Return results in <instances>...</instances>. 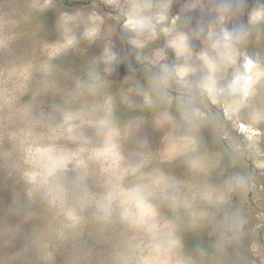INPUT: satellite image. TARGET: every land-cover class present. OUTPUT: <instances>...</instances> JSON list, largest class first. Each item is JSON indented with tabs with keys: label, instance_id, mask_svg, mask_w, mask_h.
I'll return each mask as SVG.
<instances>
[{
	"label": "clouds",
	"instance_id": "clouds-1",
	"mask_svg": "<svg viewBox=\"0 0 264 264\" xmlns=\"http://www.w3.org/2000/svg\"><path fill=\"white\" fill-rule=\"evenodd\" d=\"M171 3L167 0L161 8L170 9ZM185 7L196 10V5ZM245 9L246 0H219L208 9L215 13L210 23L198 22L176 39L169 36L164 11L137 23L125 17L122 44L128 51L123 59H134L142 69V81L135 75L123 81H132L121 93V103L134 113L127 120L119 118L111 91V77L121 60L113 40L101 44V54L70 87L60 78L56 57L44 55L33 62L37 94L59 97L60 102L51 111L33 108L22 114L6 101L0 104V176L20 189L6 213L19 222L0 228V238H8V264H25L29 249L19 250L15 243L23 225L40 218L38 208L53 211L58 203L72 208L73 227H87L111 244L107 257L97 260L89 249L72 254L67 264H255L252 255L264 264V245L251 240L243 206L256 191L255 160L264 158V53L249 51L253 27L260 21L249 14L247 23L237 19L232 24ZM77 15L61 14L73 39L88 47L101 41L104 18L89 14V24L77 34L80 25L72 24ZM16 26L15 21L0 24V57L16 54ZM161 35L164 46L146 51ZM51 47L43 42L40 52ZM0 77L6 96L11 81L6 68H0ZM241 124L256 129L257 135L240 132ZM20 130L27 135L21 137ZM149 130L160 137V148L152 147ZM205 131L214 143L228 141L223 155L208 146ZM172 140L180 145L178 153L158 159ZM29 143L44 151L30 155ZM109 145L118 149L119 171L94 170L99 150ZM225 157L233 170L222 184H213L211 177ZM177 160L189 179L159 167ZM234 198L241 203L236 205ZM161 205L170 218L161 214ZM145 208L156 210L155 218L144 217ZM185 230H208L210 242L189 252ZM31 251L44 264H56L55 251L41 253L39 235Z\"/></svg>",
	"mask_w": 264,
	"mask_h": 264
},
{
	"label": "rangeland",
	"instance_id": "rangeland-1",
	"mask_svg": "<svg viewBox=\"0 0 264 264\" xmlns=\"http://www.w3.org/2000/svg\"><path fill=\"white\" fill-rule=\"evenodd\" d=\"M218 2L219 0H172L171 8L163 9L161 5L167 3V0H113L111 5L105 3V0H0V24L5 21L17 22V26L12 29L17 36L14 45L16 54L10 57H0V68H6L11 76L6 96L3 91L2 77H0V104L6 101L19 114L33 108L51 111L52 106L60 102L59 97L51 95L45 97L37 94V77L33 75V62L43 59L44 55L56 57L54 63L61 73L60 78L66 87H70L73 78L82 73L88 62L101 54V44L111 39L115 43V50L121 53L120 63L115 66L116 72L111 77V91L115 96L114 102L119 105V118L122 121L127 120L134 113H131L128 107L121 103V93L127 92L132 86V81L129 80L128 83L123 81L130 75H135L142 81V69L134 59H123L128 51L126 45L122 44V40L126 39V33L123 30L125 17L133 23H137L147 15L164 11L168 16L165 26L169 29V36L176 39L183 31L194 29L198 22L202 26L210 23L215 13H210L208 9ZM149 4H153L154 7H146ZM186 4L196 5V10H189L185 7ZM64 12L79 13L72 22V24L80 25L77 34L83 31L85 25L89 24V14L98 13L104 18L102 40L91 47L84 43L78 44L73 39L72 31L66 30V27L63 26L61 14ZM249 14L260 21L253 27L249 51L264 53V0H246L245 11L238 17H234L232 24L235 25L237 19L247 23ZM173 17H178V19H173ZM67 27L70 28L71 24ZM165 39V36L161 35L159 40L150 45L146 51L163 47ZM43 42L52 44V47L48 48L44 54L40 52V45ZM196 46H199L198 41ZM61 53L63 54L61 55ZM169 57L172 58L170 50ZM181 72L185 73V70L181 69ZM129 95L131 94L129 93ZM140 114L142 113H135V115ZM13 130L17 131L15 128ZM240 132L247 133L250 137L257 135L256 129L246 128L243 124L240 125ZM19 135L26 136V130H20ZM147 136L154 149L161 147L159 136L153 134L151 130L147 132ZM204 137L213 152L223 155L227 140L221 144L214 143L208 131L204 132ZM179 150L180 145L172 140L167 144L166 150L158 154V159L175 156ZM26 151L31 155L43 152L44 148L35 143H29L26 146ZM99 152L98 164L94 166V170L97 167L101 171L115 167L119 171V152L114 145H109ZM159 167L178 179L190 178L179 160L172 164L159 165ZM254 167L256 191L248 194V199L243 206L248 212L249 227L253 232L251 240L264 245V158L256 159ZM232 170L227 157H225L220 168L213 173L211 183L222 184ZM30 174L35 179V173ZM18 192H20L18 187L13 186L11 181L0 176V228L19 222V217L6 215L8 208L13 205L14 193ZM234 203L239 205L241 201L239 198H234ZM159 210L163 216L169 218L172 216L171 212L162 205ZM37 211L40 213V218L24 224L19 238L15 241L17 249H29L25 264H44V261L38 259L31 251L35 235H39L42 254H46L48 251L56 252V264H67L72 254L89 249L95 251L97 260L109 255L111 249L109 242L99 238L87 227L83 229L73 227L76 219L72 208L66 203H58L57 208L53 211L42 208H38ZM142 215L155 218L156 210L145 208ZM131 234L130 232L129 235ZM183 238L186 250L189 252L210 242L208 230H185ZM7 239V237L0 238V260H3L5 264H8L6 259ZM249 255L252 253L250 252ZM155 259H159V256ZM252 259L255 264H261L259 256L252 255ZM226 264H230V262H226Z\"/></svg>",
	"mask_w": 264,
	"mask_h": 264
},
{
	"label": "bare ground",
	"instance_id": "bare-ground-1",
	"mask_svg": "<svg viewBox=\"0 0 264 264\" xmlns=\"http://www.w3.org/2000/svg\"><path fill=\"white\" fill-rule=\"evenodd\" d=\"M244 128V127H243Z\"/></svg>",
	"mask_w": 264,
	"mask_h": 264
}]
</instances>
